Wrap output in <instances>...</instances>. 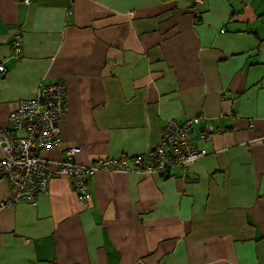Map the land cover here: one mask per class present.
<instances>
[{
	"label": "crops",
	"instance_id": "obj_1",
	"mask_svg": "<svg viewBox=\"0 0 264 264\" xmlns=\"http://www.w3.org/2000/svg\"><path fill=\"white\" fill-rule=\"evenodd\" d=\"M0 65L2 130L18 100L66 88L52 170L72 147L81 165L131 160L193 117L207 152L169 174L98 171L85 202L53 177L0 208V264H264V0H0Z\"/></svg>",
	"mask_w": 264,
	"mask_h": 264
},
{
	"label": "built area",
	"instance_id": "obj_2",
	"mask_svg": "<svg viewBox=\"0 0 264 264\" xmlns=\"http://www.w3.org/2000/svg\"><path fill=\"white\" fill-rule=\"evenodd\" d=\"M17 1L24 4L30 2ZM21 39V32L17 31L11 41L12 55L19 56ZM5 71L0 65V74ZM66 114V88L62 82L39 87L33 97L18 100L15 110L8 116V130L0 129V176L6 178L10 186L8 197L0 202V208L23 201L35 204L39 195L48 192L53 177H69L77 199L85 202L90 194L88 180L98 171L127 173L136 170L146 174H164L167 165L185 169L207 153L194 144L192 132L201 120L193 117L181 122L169 121L162 131L161 144L148 150L145 159L137 157L129 160L123 154L117 158L97 159L86 166L74 161V155L80 152V148L72 147L66 151L65 159L59 166L52 170L45 160L44 150L60 143V121ZM212 133V130L204 129L197 140L207 141Z\"/></svg>",
	"mask_w": 264,
	"mask_h": 264
},
{
	"label": "trees",
	"instance_id": "obj_3",
	"mask_svg": "<svg viewBox=\"0 0 264 264\" xmlns=\"http://www.w3.org/2000/svg\"><path fill=\"white\" fill-rule=\"evenodd\" d=\"M160 1L166 3V2L180 1V0H160ZM8 116H9V115H8ZM8 126H9V123H8ZM7 130H8V129H7ZM7 130H4V131H7ZM162 131H163V130H162ZM161 134H162V132H161ZM161 142H162V138H161L159 144H161ZM159 144H158L157 146H159ZM157 146H155V147H157ZM153 148H154V147H153ZM79 153H80V152H79ZM167 153H168V152H167ZM120 156H121V155H120ZM120 156H119V157H120ZM146 156H147V154L145 153V154H142V155L134 156L133 159H134V158H137V157H142V159H145ZM171 169H181V168H179L178 166H175V165H173V166H169V165H167L163 173H164V174H165V173L169 174ZM181 170H183V169H181ZM130 172H132V171H130ZM0 177H1V176H0ZM88 188H89V180H88Z\"/></svg>",
	"mask_w": 264,
	"mask_h": 264
},
{
	"label": "rangeland",
	"instance_id": "obj_4",
	"mask_svg": "<svg viewBox=\"0 0 264 264\" xmlns=\"http://www.w3.org/2000/svg\"><path fill=\"white\" fill-rule=\"evenodd\" d=\"M4 73H5V72H4ZM4 73H3V74H4ZM51 85H53V84H51ZM47 86H48V85H47ZM42 87H43V86H41L40 88H42ZM7 197H8V196H7Z\"/></svg>",
	"mask_w": 264,
	"mask_h": 264
},
{
	"label": "bare ground",
	"instance_id": "obj_5",
	"mask_svg": "<svg viewBox=\"0 0 264 264\" xmlns=\"http://www.w3.org/2000/svg\"><path fill=\"white\" fill-rule=\"evenodd\" d=\"M195 3H198V2H196L195 0H193Z\"/></svg>",
	"mask_w": 264,
	"mask_h": 264
}]
</instances>
